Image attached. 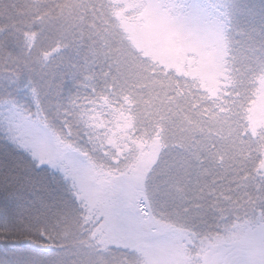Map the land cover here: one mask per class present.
<instances>
[{
  "label": "snow or ice",
  "instance_id": "obj_1",
  "mask_svg": "<svg viewBox=\"0 0 264 264\" xmlns=\"http://www.w3.org/2000/svg\"><path fill=\"white\" fill-rule=\"evenodd\" d=\"M0 264H264V0H0Z\"/></svg>",
  "mask_w": 264,
  "mask_h": 264
}]
</instances>
